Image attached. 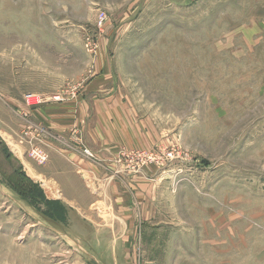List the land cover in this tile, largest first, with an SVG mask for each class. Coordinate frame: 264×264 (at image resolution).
Returning a JSON list of instances; mask_svg holds the SVG:
<instances>
[{
    "label": "rangeland",
    "instance_id": "obj_1",
    "mask_svg": "<svg viewBox=\"0 0 264 264\" xmlns=\"http://www.w3.org/2000/svg\"><path fill=\"white\" fill-rule=\"evenodd\" d=\"M29 93L63 96L34 108L55 129L29 111L48 140L83 144L99 107L120 129L88 219L13 173L51 160ZM1 120L0 264H264V0H0Z\"/></svg>",
    "mask_w": 264,
    "mask_h": 264
},
{
    "label": "crops",
    "instance_id": "obj_2",
    "mask_svg": "<svg viewBox=\"0 0 264 264\" xmlns=\"http://www.w3.org/2000/svg\"><path fill=\"white\" fill-rule=\"evenodd\" d=\"M87 97L88 94L86 98ZM91 97L96 98L99 96L91 95ZM55 109L56 110L53 108H44L39 111L35 109L31 111L38 112L42 119L41 121H45L49 127L53 126L55 129L58 120L64 118L61 116V110H59V108ZM105 110L106 109L101 107L97 108L96 111H99L100 114L99 118L93 119L92 123H94V125L90 127L89 130H87L88 125L84 128V131L82 130L84 134V143L82 141V146L89 148L90 151L93 152V157L85 155L82 152L81 145L71 144L65 141L59 143L52 139L48 140L47 138L45 148L51 159L47 166L37 169L33 163L27 159H20L19 162L24 174L33 182L38 183L46 196L50 197V195H55L53 199L66 200L67 203L69 200V202L76 203L77 206L69 203L68 205L73 210H78L79 213L87 209L88 204L91 203L90 197L92 195L104 194L105 187L107 188L110 184L108 166L105 165L109 159L108 154L110 152V146L120 142V129H117V126L114 130L112 129L109 117L105 116ZM7 111L8 109L6 113H9ZM8 130L9 123L1 120V142L5 144L8 151L12 152L13 145L11 143H13L14 138H10L12 134L9 133ZM95 154H97V156H95ZM64 196H67L68 200ZM80 215L85 219L89 218L88 214L83 216L80 213ZM91 217H93V215L90 216V218Z\"/></svg>",
    "mask_w": 264,
    "mask_h": 264
},
{
    "label": "built area",
    "instance_id": "obj_3",
    "mask_svg": "<svg viewBox=\"0 0 264 264\" xmlns=\"http://www.w3.org/2000/svg\"><path fill=\"white\" fill-rule=\"evenodd\" d=\"M48 99L59 101L63 99V96L59 93L50 97H45L36 93H29L24 97L26 109L23 112V118L25 119L26 124L21 130V137L27 143L26 153L28 157L39 164L46 162L48 158V153L45 148L47 131L42 124L33 122L27 117L30 110L39 107L43 103H46ZM82 152L89 157H93V152L85 146H82Z\"/></svg>",
    "mask_w": 264,
    "mask_h": 264
},
{
    "label": "trees",
    "instance_id": "obj_4",
    "mask_svg": "<svg viewBox=\"0 0 264 264\" xmlns=\"http://www.w3.org/2000/svg\"><path fill=\"white\" fill-rule=\"evenodd\" d=\"M0 147H1V150H2V152H3V156H4V158L7 160V159H9L8 157L10 156V152L7 150V148H6V146H5V144H3L1 141H0ZM17 172H19V171H17V170H13V173L16 175V177L18 178V180L17 181H19L20 180V177L21 176H23V178H25V179H27V180H29L28 182H30V185H32V183H33V181L32 180H30L25 174H24V172L23 171H21L20 173H17ZM15 177V178H16ZM34 186V185H33ZM38 186V185H37ZM36 186V187H37ZM24 187H25V183H24ZM39 188H40V186H39ZM40 191H42V189L40 188ZM29 191L28 190H25V192H24V195L25 196H27V197H29V196H31L29 193H28ZM42 193H43V191H42ZM44 194V193H43ZM57 204V203H56ZM62 211V209L60 208V212ZM54 220H55V218H54Z\"/></svg>",
    "mask_w": 264,
    "mask_h": 264
}]
</instances>
